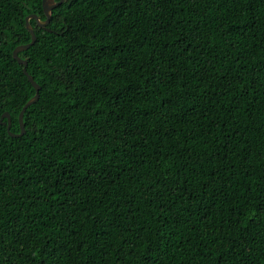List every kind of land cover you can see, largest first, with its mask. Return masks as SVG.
<instances>
[{"label":"trees","instance_id":"obj_1","mask_svg":"<svg viewBox=\"0 0 264 264\" xmlns=\"http://www.w3.org/2000/svg\"><path fill=\"white\" fill-rule=\"evenodd\" d=\"M29 14L0 0L13 133ZM29 23L0 264H264V0H64Z\"/></svg>","mask_w":264,"mask_h":264},{"label":"water","instance_id":"obj_2","mask_svg":"<svg viewBox=\"0 0 264 264\" xmlns=\"http://www.w3.org/2000/svg\"><path fill=\"white\" fill-rule=\"evenodd\" d=\"M63 2H64V0H58V1L42 0V9H43V13L45 15L44 20L39 19V17L36 14H29L25 17V25H26L27 30L30 32L31 40L26 44L17 45L13 49L12 56L14 59H16V61L19 64H21L23 66L22 67L23 74L27 77V80L30 82V84L34 88L35 93L31 98H29L24 103V105L22 106V108L19 111V114H18V121H19V127H20L19 132L13 133L10 131V127H11L10 114L7 111L2 113V115L0 117V124L6 126V130H7L8 134L12 137L22 136L25 133V127H24V123H23L24 112L27 109V107H29L31 104L35 103L39 97L40 85L34 80L33 76L27 72V60L19 57V55H18L19 52L28 49V47L30 45H32L36 40V35L34 32V29H33L32 25H30L29 20L35 19L38 27H42V28L46 29L47 31H51L49 28H47V24L49 23L50 18H51V11L54 7L58 6L59 4H61ZM3 118H5V120H3Z\"/></svg>","mask_w":264,"mask_h":264},{"label":"snow or ice","instance_id":"obj_3","mask_svg":"<svg viewBox=\"0 0 264 264\" xmlns=\"http://www.w3.org/2000/svg\"><path fill=\"white\" fill-rule=\"evenodd\" d=\"M55 6V5H54Z\"/></svg>","mask_w":264,"mask_h":264}]
</instances>
